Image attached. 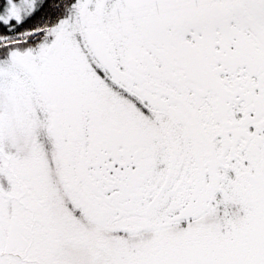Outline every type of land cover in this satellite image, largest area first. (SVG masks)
Here are the masks:
<instances>
[{"label": "snow or ice", "instance_id": "obj_1", "mask_svg": "<svg viewBox=\"0 0 264 264\" xmlns=\"http://www.w3.org/2000/svg\"><path fill=\"white\" fill-rule=\"evenodd\" d=\"M0 264H264V0H0Z\"/></svg>", "mask_w": 264, "mask_h": 264}]
</instances>
